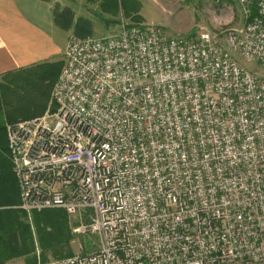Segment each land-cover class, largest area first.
Segmentation results:
<instances>
[{"label": "built area", "instance_id": "obj_1", "mask_svg": "<svg viewBox=\"0 0 264 264\" xmlns=\"http://www.w3.org/2000/svg\"><path fill=\"white\" fill-rule=\"evenodd\" d=\"M196 39L124 22L71 36L56 112L9 125L29 215L96 249L36 264H264V0Z\"/></svg>", "mask_w": 264, "mask_h": 264}, {"label": "trees", "instance_id": "obj_2", "mask_svg": "<svg viewBox=\"0 0 264 264\" xmlns=\"http://www.w3.org/2000/svg\"><path fill=\"white\" fill-rule=\"evenodd\" d=\"M74 29V36L79 38L91 37L93 30L90 22L80 20ZM61 68V63L44 62L0 77V264L36 251L32 229L25 223L28 215L18 208L20 191L13 173L7 128L57 111L52 91ZM33 218L40 248L57 259L72 257V233L66 211L48 209L34 212Z\"/></svg>", "mask_w": 264, "mask_h": 264}, {"label": "rangeland", "instance_id": "obj_3", "mask_svg": "<svg viewBox=\"0 0 264 264\" xmlns=\"http://www.w3.org/2000/svg\"><path fill=\"white\" fill-rule=\"evenodd\" d=\"M52 11L56 26L63 32L65 48L56 58L47 63H61L64 66V53L71 36L75 33L74 25L80 21L92 24L90 36L102 37L116 34L124 22L153 24L161 27L168 35L196 39L203 33L214 35L227 30L225 22L232 20L230 26L243 24L244 9L234 0H76V3L64 0H43ZM1 82V80H0ZM9 125V124H7ZM26 213V212H25ZM41 213V212H38ZM25 223L33 232L35 252L30 256L13 260L8 264H36L40 261L57 260L50 252H44L38 243L34 225V213L28 214ZM68 216L72 233L71 251L75 256L96 249L93 235L79 232L78 229L87 221V216ZM49 230V228L47 229Z\"/></svg>", "mask_w": 264, "mask_h": 264}, {"label": "crops", "instance_id": "obj_4", "mask_svg": "<svg viewBox=\"0 0 264 264\" xmlns=\"http://www.w3.org/2000/svg\"><path fill=\"white\" fill-rule=\"evenodd\" d=\"M52 8L43 0H0V77L63 52L65 35L56 26ZM19 191L22 210L20 185Z\"/></svg>", "mask_w": 264, "mask_h": 264}, {"label": "water", "instance_id": "obj_5", "mask_svg": "<svg viewBox=\"0 0 264 264\" xmlns=\"http://www.w3.org/2000/svg\"><path fill=\"white\" fill-rule=\"evenodd\" d=\"M64 1H68V2H72V3H76V0H64Z\"/></svg>", "mask_w": 264, "mask_h": 264}]
</instances>
